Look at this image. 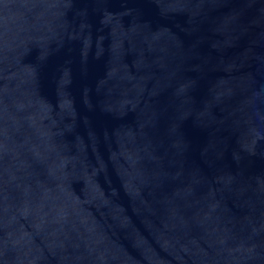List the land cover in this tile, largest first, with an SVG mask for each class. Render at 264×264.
Segmentation results:
<instances>
[{"label":"water","instance_id":"obj_1","mask_svg":"<svg viewBox=\"0 0 264 264\" xmlns=\"http://www.w3.org/2000/svg\"><path fill=\"white\" fill-rule=\"evenodd\" d=\"M0 264H264V0H0Z\"/></svg>","mask_w":264,"mask_h":264}]
</instances>
